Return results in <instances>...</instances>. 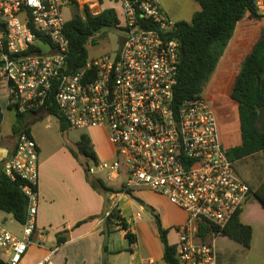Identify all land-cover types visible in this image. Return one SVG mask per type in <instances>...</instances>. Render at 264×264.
Here are the masks:
<instances>
[{
    "label": "built area",
    "instance_id": "2783aa9c",
    "mask_svg": "<svg viewBox=\"0 0 264 264\" xmlns=\"http://www.w3.org/2000/svg\"><path fill=\"white\" fill-rule=\"evenodd\" d=\"M73 2L92 16L105 9L103 0H65ZM115 2L125 32L118 50L72 72L64 4L0 0V85L9 94L8 105L24 116L47 113L55 87L56 106L70 129L103 130L114 149L112 161L93 162L89 173H101L109 182L121 179L126 193L152 191L186 212V222L176 229L179 264H217L214 241L243 211L250 187L227 156L205 91L180 105L174 102L182 54L181 42L173 36L178 22L159 0ZM255 4L264 14V0ZM16 140L2 170L12 180L20 176L28 182L23 192L29 205L22 235L0 224V257L7 264H21L31 246L43 244L36 225L39 148L24 130ZM36 264L55 262L47 256ZM144 264L157 262L146 259Z\"/></svg>",
    "mask_w": 264,
    "mask_h": 264
},
{
    "label": "trees",
    "instance_id": "16d2710c",
    "mask_svg": "<svg viewBox=\"0 0 264 264\" xmlns=\"http://www.w3.org/2000/svg\"><path fill=\"white\" fill-rule=\"evenodd\" d=\"M102 1V0H101ZM200 5L190 22L179 21L173 36L182 45V54L179 64L178 84L175 87L174 102L180 105L185 100L199 98L210 83L218 65L234 38L236 28L241 20L248 16L251 20L261 21L264 14L258 10L255 0H193ZM76 13L68 20L65 33L70 41L68 55L69 71L75 72L84 68L91 60L88 45H97L100 34L104 30L121 29L118 13L114 8H105L98 16H92L84 8L82 11L76 2L71 4ZM40 37V36H39ZM41 38V37H40ZM55 87L48 102L47 114L57 118L62 133H66L70 127L60 109L56 106L54 96ZM231 99L238 104V114L242 144L227 150V156L231 161H237L264 151V129L258 124L259 112L264 109V28L259 40L255 43L250 53L243 61L231 91ZM8 109L15 111L12 105ZM13 126L14 136L22 130L30 133L29 126L24 123V115L17 111ZM2 114L0 113V124ZM77 152L72 151L75 158L82 155L89 161L99 162L91 138L82 134L76 143ZM13 155V154H12ZM7 160V159H6ZM0 163V211L12 215L13 219L24 225L28 217L29 200L23 192V187L28 182L20 176L12 180L2 169L6 161ZM86 177L89 179V169L86 168ZM104 191H113L107 188L102 180H98ZM96 188L95 184H92ZM38 190V187H35ZM123 192L120 190L119 193ZM130 194V192L128 193ZM264 209V183L253 194ZM156 222L162 243L164 244L163 261L165 264H179L177 258V246L168 241V231L163 229L159 215L154 210ZM239 212L228 225L220 229L221 236L227 237L245 248L251 247L253 228L240 220ZM86 221L79 222L76 227ZM119 222V226L126 232V239L132 245L134 236L128 232L126 220L121 216L118 208H113L110 217L106 218L105 226L109 231L112 224ZM203 232L208 227H202ZM217 233L219 232L216 230ZM66 231L65 233H67ZM108 234L107 232H105ZM206 236L202 235L205 240ZM67 241L64 232L57 235V246ZM105 254L107 247H104ZM0 264H7L0 257ZM104 264H107L106 262Z\"/></svg>",
    "mask_w": 264,
    "mask_h": 264
},
{
    "label": "crops",
    "instance_id": "0c3cea01",
    "mask_svg": "<svg viewBox=\"0 0 264 264\" xmlns=\"http://www.w3.org/2000/svg\"><path fill=\"white\" fill-rule=\"evenodd\" d=\"M249 20L252 23L249 25L246 24L244 27L251 29V34L245 35V37L242 38L240 36L238 37V35H234L233 41L237 39V42H240V44L241 42L245 43L244 45H250L254 43L256 34L264 27V19L261 21H255L249 18ZM235 51L236 50H229L228 54L236 53ZM0 93L3 94V102L0 105V109H2V111H0V113H2L4 116L5 112L11 111L8 109L9 94L3 85H0ZM207 95L209 94L207 93ZM211 96L214 106L213 109L218 115H220L219 107H216L215 104V96ZM46 115L48 114L45 112H39L28 114L24 117V123L29 126L30 134L37 142L39 148V178L37 184L38 212L36 225L38 231L42 233L44 230H54L57 232V234L64 232V236L67 237V241L60 246L56 245L50 249L36 248L33 250L31 248L21 264H36L47 256L52 257L55 264H104L105 262L107 264H116V261L114 262L113 259L123 255L125 253V247L117 249L116 247L111 246V235L115 231H120L124 236V239H126L125 235L127 231H124L121 226H119V222L112 224L109 231H107L105 226V214L110 208L115 206L120 210L121 216L126 220V223L129 227L128 232L134 236L135 242L132 245L130 244L129 240L126 239L129 242L130 254L132 257H138L139 264H144L146 259H153L157 262V264H165L163 261L164 251L161 257L155 258L153 255H151L149 250H146V248L142 247L140 240L134 234L131 222L127 220L119 205L120 200L131 195L143 202V204L140 205L142 210L146 209L150 211L151 209L144 204H155L153 201L149 200L150 196L148 195V198L144 195V193L146 191L152 196L153 199L155 198V195L158 194L143 189L133 191L130 194L124 191L119 193V191L122 190L121 187L119 189H111L113 191H105L106 195L105 193L102 194L101 192L94 190L85 175L82 158H75L71 152V148L73 150L75 149L74 146L70 145L68 140V131L66 133H62L59 131L57 126H53V128H43L41 122H43ZM3 116L2 122L4 119ZM219 117L217 118L218 125ZM2 122L0 124V130L2 127ZM14 124L15 121L11 124L10 131L5 139L4 137L0 138V153H2L0 156V163L6 159H9L15 151L17 140L13 131ZM229 130L232 133V129ZM236 137L238 136L235 135V138L233 136L220 138L222 144L228 150L231 147L240 146L242 144L241 131H239V139H236ZM91 140L99 161H112L114 159V149L111 143H108V146H106L101 142V140L92 138ZM263 153L264 151L255 153L243 159L234 161V163L236 165V163L240 161L258 159ZM261 162L264 164V159ZM252 167L254 168L255 173L253 174L251 180L248 179L247 181L243 179L237 173V171L236 173L249 185L251 190V196L240 215V220L242 223L250 225L253 228V239L250 248H245L241 244L237 242L236 243L250 252H252L255 247H257L255 251L260 249V251L264 254V209L257 198L253 195L254 192L260 189L264 183V173L261 174V170H263L264 166L261 163H254V166ZM107 199L110 201L112 200L111 205L107 204ZM156 207L159 209L161 208L158 206ZM257 211L263 217V221L259 226V230L254 229V224L252 223L253 220L250 217L252 212ZM162 214L163 218L166 219V212H163ZM243 215L245 216V222L242 220ZM141 217L142 215L137 213L134 221H136L135 223L138 226L143 227L145 226L146 222L143 221ZM85 220L88 221H86L81 226L76 227L79 222ZM0 221L1 223L14 222L12 215L2 211H0ZM66 231L68 232L65 233ZM37 237L38 234L36 235V238ZM223 239L227 240L229 238L223 237ZM44 240L45 238L43 236V240L41 241ZM105 245L107 247L106 254L104 251ZM234 248L237 251H243L242 248ZM54 249L55 253L51 254L50 250ZM257 264H264V259L261 258Z\"/></svg>",
    "mask_w": 264,
    "mask_h": 264
},
{
    "label": "rangeland",
    "instance_id": "374dc122",
    "mask_svg": "<svg viewBox=\"0 0 264 264\" xmlns=\"http://www.w3.org/2000/svg\"><path fill=\"white\" fill-rule=\"evenodd\" d=\"M63 5V14L65 16L66 20H70L73 18V16L76 13L75 8L65 3V0H60ZM160 5L162 7V10L174 21H186L190 22L193 18V15L199 11L200 5L196 3L193 0H159ZM103 7L104 8H115L119 10L120 6L115 2V0H103ZM81 11L83 10L81 7L79 8ZM252 22L249 20L248 16H245L241 22H239L237 26V31H235V36L238 35L245 37V35L251 34V29H248L244 27V25H249ZM264 28V27H263ZM263 28L260 32H258L254 38V43L250 45H244L245 43L240 44V42H237L238 40L235 39V41H231L229 44L225 55L221 59L218 68L213 75L210 83L205 88V97L209 101L211 107H213L212 103V96H215V104L216 107H219V113L218 115L215 111V114L217 118L219 117V134L222 138H227L229 136H233L236 139H239V131H240V122H239V116H238V105L235 101L231 99V91L233 88V85L236 80V75L238 71L241 68V65L247 55L250 53L251 49L255 45V43L259 40L261 37ZM101 38L99 39V42L97 45H88V52L89 57L91 60H97L104 56L110 55L112 53H115L120 45L121 40L125 37V32L122 29H113V30H104L100 34ZM236 38V37H235ZM244 42V41H243ZM229 50H236V53H230L228 54ZM228 54V55H227ZM207 93L210 95H207ZM3 102V94L0 93V105ZM2 111V109H0ZM2 114V113H1ZM223 115V116H222ZM3 116V115H2ZM3 122L2 127L0 130V138L5 137L8 135L10 131L11 124L16 120V113L15 111H8L4 113L3 116ZM43 128H53V126H57L59 131L60 130V124L57 118L54 116L46 115L43 122H41ZM229 129H232V133ZM82 134L89 135L92 139L101 140L102 143H104L106 146H108V143H110L108 136L105 131L98 130V129H91V130H75V129H69L67 132L68 140L70 142L71 146H74L73 150L71 148V152H77L76 147V141H78ZM226 144V143H225ZM109 150V148H108ZM2 153H0V156ZM75 157V156H74ZM82 158V164L84 167V170L89 169L94 164L92 161L87 160L82 155H78V158ZM258 159H248L245 161L237 162L235 165V169L237 173L245 180L248 181L252 179L253 174L255 173V170L252 166H254V163H261L263 166V159H264V153L259 156ZM77 158V159H78ZM115 158V157H114ZM252 160V161H251ZM111 161V160H110ZM261 174L264 173V167L263 170H261ZM86 175V172H85ZM102 180V182L105 184L107 188L110 189H119L122 185V180H114L112 182H109L105 176L101 173L99 174H90L89 173V183L91 184L92 188L94 190H97L101 192L102 194L105 193L104 189L99 185L98 180ZM92 184H95L96 188L93 187ZM106 195V193H105ZM146 197L148 195L150 196L149 200L153 201L154 204L158 207H161L160 209L157 208L153 204H144L147 207H149L151 210L141 209L140 205L143 204V202L135 198L134 196L129 195L128 197L122 199L119 201L120 208L127 218L128 221L131 222L132 229L134 231L135 236L140 240V244L143 248H146V250H149L151 255H153L155 258L161 257L163 251H164V244L162 243L160 231L158 230V224L156 222L155 215L153 214L154 210L156 214L159 215L160 223L163 229L168 231V241L169 243L176 244L178 241V235L176 232V229L186 222L188 215L186 212H184L181 209H178L177 207L173 206L168 202V200L160 195H155V198L153 199L150 194H148L146 191L144 193ZM134 198V199H132ZM133 200V201H132ZM107 204L111 205L112 200L110 201L107 199ZM163 210V211H162ZM174 210V211H173ZM173 211V212H172ZM163 212H166L167 218H163ZM137 213H140L142 215L141 219L146 222L145 226L141 227L138 226L134 221V218L136 217ZM251 219L253 220L254 229L259 230V226L262 224L263 217L262 215L257 212H252L250 215ZM14 220V219H13ZM242 220L245 222V216H242ZM164 222V223H163ZM4 223V224H3ZM0 224L3 225L7 230L17 234L22 235L23 233V225L19 224L14 220L13 223H7L0 221ZM57 232L54 230H44L43 236L45 240L43 241L42 246H31L33 250L36 248H53L57 244ZM112 242L111 246L116 247L117 249H121L125 247V253L121 255L118 258L113 259L114 262L116 261V264H139V258L138 257H132L130 254V246L128 240L124 239V236L120 231H115L111 235ZM256 242V241H255ZM215 246V252L217 255V264H257L259 263L260 259H264L263 252L258 249V251H255V249L250 252L243 247L239 246L236 242L232 240H225L223 237L218 236L216 237L214 241ZM234 247L242 248L243 251H237ZM31 248L29 250H31ZM32 250V251H33ZM25 259V258H24Z\"/></svg>",
    "mask_w": 264,
    "mask_h": 264
},
{
    "label": "water",
    "instance_id": "95a60500",
    "mask_svg": "<svg viewBox=\"0 0 264 264\" xmlns=\"http://www.w3.org/2000/svg\"><path fill=\"white\" fill-rule=\"evenodd\" d=\"M258 124L264 129V109L259 112Z\"/></svg>",
    "mask_w": 264,
    "mask_h": 264
},
{
    "label": "flooded vegetation",
    "instance_id": "af4514ba",
    "mask_svg": "<svg viewBox=\"0 0 264 264\" xmlns=\"http://www.w3.org/2000/svg\"><path fill=\"white\" fill-rule=\"evenodd\" d=\"M214 107V106H213Z\"/></svg>",
    "mask_w": 264,
    "mask_h": 264
}]
</instances>
